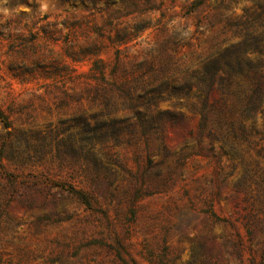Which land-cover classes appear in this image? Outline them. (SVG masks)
I'll return each mask as SVG.
<instances>
[{
    "label": "rangeland",
    "instance_id": "rangeland-1",
    "mask_svg": "<svg viewBox=\"0 0 264 264\" xmlns=\"http://www.w3.org/2000/svg\"><path fill=\"white\" fill-rule=\"evenodd\" d=\"M263 23L264 0H0V264H264V91L246 118L250 79L199 83L264 65Z\"/></svg>",
    "mask_w": 264,
    "mask_h": 264
},
{
    "label": "trees",
    "instance_id": "trees-1",
    "mask_svg": "<svg viewBox=\"0 0 264 264\" xmlns=\"http://www.w3.org/2000/svg\"><path fill=\"white\" fill-rule=\"evenodd\" d=\"M69 1V0H65ZM79 1L83 5L88 4L91 6H95L99 3L108 4L118 0H72ZM124 3L125 0H119ZM149 3V2H148ZM248 27L253 26L251 23H246ZM263 27V31L259 33V35L251 36L253 39V43L255 44L256 53L260 56H264V23L260 25ZM248 27L246 29H248ZM250 35L247 36V38ZM248 41V40H246ZM248 47H251L248 45ZM226 69L229 71V80L225 79L223 76H217L218 73V65L217 63H213L206 67L205 71V80H201L199 83L205 85V93H208L211 90L212 85L217 77H219L220 82H228L230 83L231 79L234 77H240L241 79L251 80L252 85L254 86L252 89V95L247 100L244 105L241 116L243 117H251L257 113L262 101H263V91H264V65L263 61L260 59L256 61H243L240 59H236L233 63H226ZM227 74V73H226ZM207 116L205 114V121Z\"/></svg>",
    "mask_w": 264,
    "mask_h": 264
}]
</instances>
